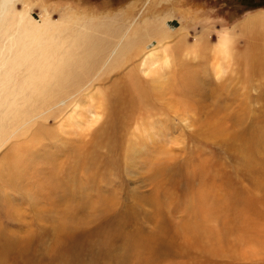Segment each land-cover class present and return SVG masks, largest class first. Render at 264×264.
<instances>
[{
	"label": "bare ground",
	"instance_id": "obj_1",
	"mask_svg": "<svg viewBox=\"0 0 264 264\" xmlns=\"http://www.w3.org/2000/svg\"><path fill=\"white\" fill-rule=\"evenodd\" d=\"M34 6L36 9L33 11L28 0H0V148L7 145L0 157V184L4 190L0 194V215L12 220L21 213L22 203L8 194V191L21 194L31 204H34L37 197H46L51 202L50 212L59 211L58 215L51 217L55 223L54 240H70L75 245L74 238L79 230V237L86 234L89 237V232L99 233H94L91 226L87 227L90 219H83L84 224L81 225L75 216L76 210L92 208L95 215L98 210L114 208L118 204L113 200L116 189L110 176L114 175V171L121 173L122 169L134 176V167L137 168L140 164V169L143 164L145 170H153L152 178L149 179H152L151 189L147 192L149 196H144L147 195V201L149 197L156 196L152 204L150 203L154 213L149 218H159L161 227L152 231L158 239L153 246L150 241L155 235L151 232L143 234L140 230H134V233H127V230L117 229L119 232L112 231L111 234L117 233L122 238L118 250L126 257L127 262L130 260L134 264H178L170 260L169 256L172 254L187 256V261L182 260L181 264L192 263L197 257L191 255L190 249L184 252L170 245L171 241H177V237L172 232L171 223L163 219L161 210L168 203L174 208H185L183 185L186 183L175 182V179L170 178L171 175L164 176L162 180H154V176L160 177L161 170L169 173L171 159L163 141L156 144V155L155 151L149 152L146 149V139L157 140L160 135H167L165 131H169L167 120L170 118L167 115H173L172 112L180 108L188 110L190 104L194 105V110L198 101L184 96L191 92L196 93L197 87L201 94L204 86L203 78L198 77L201 67L194 69L189 65L184 66V60L179 62V59L174 62L181 69L179 73H172L171 77L159 81L161 72L155 69L156 64L154 69L151 67L156 58L160 59L157 68L160 67L162 71L169 63L172 64L168 39L179 36L176 47L182 46L187 55L193 54L200 59H206L203 55L204 48H197L196 45L187 47L181 24L172 20L176 11L174 9H169L163 15L146 16L140 21L134 20L133 7L118 13H105L103 16L86 15L83 12L84 15L79 17L77 13L68 11L59 20H54L47 13L43 18L36 15L40 6ZM182 14L183 12L180 15ZM256 18L254 24H259L253 32H264V12ZM151 41L154 44L149 45ZM234 41V34L228 32L215 38L213 45L216 50L213 49L217 54L215 60H218V73L224 74L233 58L253 68L250 62L257 50L255 38L245 41L246 47L242 51L234 48ZM259 54L261 55V49ZM101 72L106 76L105 81H102L100 87H95L93 80L97 79L96 76H100V79ZM143 75L150 78L146 79ZM175 77L182 78L183 81H176ZM176 84L178 86L175 89ZM170 92L182 98L169 100L167 96ZM83 96L85 97L82 100ZM83 103L92 117L88 115L90 118L83 122L85 126L79 131L91 134L90 141L68 142L63 136L66 142H59L54 135L57 134L55 131L66 135L72 133L67 130V121L77 122L78 115L81 116L80 110L83 111L80 104ZM214 107L208 109V116L204 115L195 121L193 133L200 137L202 135L203 141L226 147L225 150L230 151L231 160L226 162L222 158L200 157L195 154L192 160L186 162V173L190 174L186 177L187 190L192 194L196 208L191 214L200 223L198 226L182 225L181 228L189 239H194L197 228L202 230L204 240L209 242L206 245L202 242L197 244L199 252L209 253L201 255L204 264H235L231 262L234 260H229L234 259L232 253H224L211 247L213 233L221 227L225 215L229 218L258 216L264 212V113L253 114L254 111L250 112L249 108L246 113L242 109L228 111L224 103ZM50 117L55 119L56 129L46 125ZM245 117L248 118L246 124L243 123ZM133 127L138 133L133 132ZM130 132H133V137L137 140L131 138ZM63 147L68 149V155L64 157L63 154L62 158L58 151L62 153ZM100 149L106 150L105 157L100 156L101 159L104 157L103 160L98 156V152H102ZM121 157L124 162H121ZM131 167L134 169H130ZM159 168L161 169L156 170ZM129 191L132 194L131 199L145 203V197L139 195L138 186L130 188ZM60 205L63 206L62 209L59 208ZM126 210L124 208L129 213L130 209ZM117 212L114 219L111 217V223H99L97 227L111 224L121 226L126 222V215L129 220L128 213L122 216L125 213L123 210ZM212 221L217 224L214 228ZM5 225L0 223V264H9L8 257L13 253L16 258L26 257L33 241L32 232L19 236ZM164 226H168L169 240L165 238L167 232ZM166 242L171 252L167 249ZM229 244L236 245L233 240ZM87 250L85 251L88 253ZM103 250L105 251L104 248ZM109 250L106 254L114 255V250ZM76 251L75 249L74 253ZM223 257L227 260L221 259ZM25 259L31 261V253ZM240 260L236 259L237 263ZM241 262L247 264L244 260Z\"/></svg>",
	"mask_w": 264,
	"mask_h": 264
},
{
	"label": "rangeland",
	"instance_id": "obj_2",
	"mask_svg": "<svg viewBox=\"0 0 264 264\" xmlns=\"http://www.w3.org/2000/svg\"><path fill=\"white\" fill-rule=\"evenodd\" d=\"M28 2L31 5L30 9L33 11L36 9L34 4L36 6H40V8L38 9V13L36 12V15H39L40 17L43 18L47 13L54 20H59L68 11H73L77 13L79 17L84 14L103 16L105 15V13L106 14L116 13V12L118 13L122 10H126L128 7H133L132 11H133L134 20L140 21L146 16H150V15L152 16V14L163 15L167 13L169 9H174V11L175 10L176 11L174 18L172 17L173 18L172 20L178 21L181 24L182 27L180 26L179 27L181 28V32L183 31V33H185L184 39L186 41L185 44L187 45V47L189 48L192 47L193 45H196L197 48H204L203 55H205L206 59H200L197 56H193L192 53H190L192 55H189V53L187 55V52L184 49H182V46L176 47L178 45L177 42L179 36H173L170 39H168V47L169 50L171 49L170 50L171 52L169 51V55L172 58V64L169 63V66L162 71V69H159L160 67L157 68V66H159L160 59L156 58V62L151 67L154 69L155 66L157 65L155 69H158L161 72V75L159 73V76H161L159 81H164L165 79L171 77L172 73L173 74L179 73L178 71L180 68L178 67V65H176V63H174L177 62L179 59V62L181 60H184L185 62L184 66L189 65L192 68L194 67V69L198 68L199 66L201 67L198 70L199 72L198 77L203 78L204 86L202 89L200 88L202 90L201 94L199 93L200 90L197 87L196 93L191 92L192 94L188 93L187 96H184L185 98L187 97L191 99L195 98L196 101H198L199 104L198 103L195 104L194 110H193L194 105L190 104L188 110L180 108L174 113L172 112L173 115H167L170 117L168 119L169 121L167 120V125H168L167 128L169 131H165L167 135H160L158 138L155 137L157 140L146 139V143H147L146 149L148 151L149 150L155 151L156 155H157V150L155 149L156 144H158L159 141H163V143L167 146V149L169 150V156L171 159L170 164L172 165V167L169 173L166 174L165 171L161 170L159 172V174H161L160 177L159 175L158 176L156 175L153 177L155 178L154 180L157 179L162 180L164 176L168 177L171 175L170 178L175 179V182L181 181L182 183L184 182L186 183L185 185H183L185 187V195L183 197L185 204L184 209L181 210L180 208H174V206L169 205V203L166 206L164 205L163 207H161V210L163 211L162 214L163 219L171 223L173 227L172 232L177 237V241H171L170 245L175 248H179L184 252L190 249L192 251L191 255L197 257L196 259L193 260L192 263L186 262L183 264H204L205 261L202 260L203 258L201 257V255L209 254V253L199 252L197 244L202 242L203 245H206L209 242L204 240L202 230L197 228L196 229L197 234L195 235L194 239H189L188 236L183 233L181 228L182 225L198 226L200 223V221L194 220L191 214L192 210H196V208L194 206L193 196L187 190L186 177L187 175L189 176L190 174L186 173L187 170L186 162L192 160L195 154L196 156L199 155L200 157L214 156L215 159L222 158L226 162H229L231 158H230V151L225 150L226 147L224 146L218 147V145L212 144L211 142L208 143L205 140L203 141L201 138L202 135L200 137L197 134L195 135L193 133L196 127L195 121L203 118L204 115L208 116L209 115L208 109L211 110L214 106H215L214 108H217L218 106L223 105V103L227 105L228 111H231V109L233 110L242 109V111L246 113L247 108H249L250 112H252V110L254 111L253 114H257V112L264 113V32H253L256 28V25L259 24V22H257V24H254L256 23L257 15H259L261 12H264V0H28ZM181 12H183L182 15H180ZM249 20L253 22H250ZM252 23L254 25L252 27H249V25ZM226 32L234 34L235 37L234 48L240 51L245 49L246 47L245 41L249 42L250 38L253 37L255 38V40L257 41V43H255L257 44V50L253 54V58L250 62L253 68H251L248 64L244 63L243 61L233 58L232 60L233 62L229 63L230 67H228V65H226L225 63L226 67L228 68L226 69V72H224V74L223 72L219 71L221 73L220 75V73L217 72L218 60H215L217 54L215 53L216 46H214L213 43L217 35ZM152 44H154V41L153 42L151 41L149 43V45ZM260 49H261V55L259 54ZM174 56L176 59L174 58ZM217 59H219V57ZM101 75H102L100 78L101 80L99 79L100 76L98 77L96 76L98 80L97 79L93 80L95 81L94 82L95 87H100L102 85V81H105V77H106L105 74L101 72ZM143 77L146 79L150 78V76H144V75ZM175 80L183 81L182 78H177V77H175ZM177 86L178 85L176 84L175 89L177 88ZM93 91L95 92L96 88L93 89ZM189 96H193V97H189ZM84 97L85 96H83V98L81 99L83 100ZM167 97L169 98V100L176 101L175 98H180V95H175L173 92H170V95H168ZM187 101L190 100L188 99ZM204 104L207 106H204ZM80 105L81 108H83V111L80 110L79 114L81 116L78 115L77 122L75 123V122L67 121V126H68L67 130H69L72 133H67L66 135V133L57 130L55 132L57 134L61 133L62 134V135L60 134L61 136L59 134L57 135L53 133L55 136L58 137L59 142L61 140L63 142L66 141L78 142L82 140L83 142L90 141L91 134L88 135L86 134V132L83 133L82 131L79 130L82 127L84 128L85 124L83 122L87 121L88 118L92 117V115L89 113L88 107L86 108L85 103ZM179 118L183 119L184 121L180 120ZM247 121L248 118L245 117L243 123L246 124ZM55 123L56 121L52 117H50L46 121V125L49 126L50 128L52 127L53 129L57 128V124ZM187 124H189V126H185ZM73 127L76 128V130ZM72 129H74V131ZM133 129L134 127L132 128V130ZM133 132H137V131H135L134 129ZM133 132H130V134L132 135L131 138L137 140L134 138L135 135H133ZM128 135L129 133L126 134L125 139ZM63 136H65L66 138ZM163 136H165L164 139ZM167 138L169 139V141H167ZM63 139L66 141H64ZM125 143L127 144V141H125ZM126 144L124 145V147L126 146ZM6 146L7 145L2 146L0 148V157L4 154L5 152L4 150H6L5 149ZM49 148L54 149V147H49ZM55 150L57 151V149ZM63 150L64 151L62 153L58 151V155H60L62 158L64 155H65L64 157L68 155V149L66 148L64 149L63 147ZM100 150H102V152ZM100 150H99L100 152H98L99 154L98 156L100 157L101 155L102 156L104 155L105 157L106 150L105 149H100ZM104 157L102 159L100 157V159L103 160ZM138 159H140V156L138 157ZM121 162H124L123 157H121ZM139 165L137 166V168L134 167L135 168V169L133 168L134 170L132 169V167L130 168L136 172V175L134 176L132 173L131 174L126 173L125 169H122L123 171H121V173L114 171V175L110 176L113 179L112 185L116 189L115 194H113V196L114 195L115 196L114 197L111 196V197H113L114 202L118 204V205L114 204L115 205L114 208L112 209L106 208V209L98 210L96 211L95 215H94L95 212H93L94 209L92 208H90L92 210H90L89 208H82L79 209V211L76 210L75 216L78 218V221L81 222V225L84 224L83 219L85 220L90 219V222L87 220L88 221L87 227L91 226V229L94 230V233L98 231L99 233L91 234L93 232H89L88 233L90 234L89 237L86 234L85 235L86 237L83 235L84 239H82L83 237H79L81 235H78L80 234L79 233L80 230H79L78 234L76 232L77 234L76 236L74 234L75 245L71 244L70 240H66V241L64 240L59 242L54 240L55 223L52 221L51 217L56 216V214L58 215L59 211L57 210L58 213L54 211L50 212L51 205L49 204H51V202L47 200L46 197L40 196V198L41 197L44 198L43 200L42 198L40 199L39 197H37L38 198L37 200V198L34 197L36 198L34 205L31 204L28 200H26V198H24L21 194L18 195L17 193L8 191L7 192L8 194H11L22 203L21 213H18V215H16V218L12 220L11 219L8 220L4 215H0V223L4 225L7 224L5 226H7V228H10L11 232H14L19 236H24L27 232H32L33 235L32 236L33 241H31L30 249L28 251V254L31 253V261L30 260L27 261L25 259L28 256V254L26 257L19 256L16 258L15 254L13 253L9 255L8 263L9 264H66L67 262V264H84V263L85 264H110V263L134 264L130 260H128L127 262L126 257L123 254L121 255L122 252L118 250L122 242L121 241L122 238H120V235H117V233L116 234L113 233L114 234L113 235L111 234V232L112 231L119 232V230L117 229H120L122 231L127 230V233L128 231L129 233H132V231L134 233V230L135 232L137 230H140L141 232H143V234H148L149 232H151L155 235L152 236V240L150 241L151 244L154 246L155 241L158 238L156 237V234L152 231H157L161 227L159 226L160 223L158 220L159 218L158 219L154 218L156 220L154 219L151 220L152 216L151 218H149L150 215L154 213V209L152 208L153 205L150 206V203L152 204V200L156 196L153 195L152 196L153 198L149 197L148 201L146 197L147 195L149 196V193L147 192H149L151 189L150 183L152 179L151 180L149 179L152 178L151 174L153 173V170L151 171L150 170L148 171V169L145 170L146 168L143 167L144 166L143 164H142L143 166L141 165V168L139 169L140 167ZM160 169L161 168L156 170H160ZM179 173L180 175H178ZM114 176L117 177V179ZM141 178L143 179L144 183L142 182ZM134 186L139 187V195L142 194L141 196H144L145 194H147L146 196H144L145 198H143L145 199V203L144 201L141 202L140 200L136 199L137 201H139L138 203L136 200H134L135 198L134 199L130 198L132 196H130L131 193L129 190ZM1 193L3 194L4 190L2 188V185L0 184V194ZM161 196H164V194H162ZM111 197L109 198L112 199ZM126 203L129 204L125 205ZM127 206L128 209L126 210ZM59 208L62 209L63 206L61 207L60 205ZM124 208L126 211L130 209L129 213L127 212L129 214V220L126 219L128 218L127 217L128 215L126 216L124 215L127 214L124 211ZM84 209H88V210L85 211ZM136 209H138V212ZM122 210L123 212H125L123 213L122 216L126 217L124 219L126 222H123L122 224L123 227L122 225L120 226V224H115V225L111 224L110 226L97 227L99 223H103V224L111 223L116 215L115 213L117 211H118L117 213H119ZM132 210L133 211L135 210L134 212L136 214H134ZM154 215L155 217L157 216L156 213ZM111 217H113V219H111ZM211 225L213 228L217 226V224H214L213 221L211 222ZM95 227H97L96 230ZM164 227H165L164 229L167 232V234H165V238L169 240L170 234L168 232V228H167L168 226H164ZM96 234L97 236L99 235L102 238L99 236L97 237ZM109 235L111 236V238ZM116 235L119 237H117ZM105 236L106 238L108 236L109 240L108 238L106 239ZM101 239L103 240L101 241ZM74 240L72 241L74 242ZM230 240L235 241L236 245L229 244ZM166 244H167V249H169L168 248L169 244L167 242ZM69 245L70 246L72 245L71 246L72 248ZM78 246L80 247V249ZM83 246H86V248L85 247L83 248ZM90 247L91 249H89ZM99 247L101 250L99 249ZM211 247L224 253L225 252L232 253L234 255V259L231 258L229 260L230 261L234 260L231 262L235 264H241V263L243 264V262H241L243 260L245 261L244 263L247 264H264V212L258 214V216L250 215L244 217L240 216V217L229 218L227 215H225L221 227L217 230H214L213 244ZM103 248L105 249V251L103 250ZM75 249L77 250L76 251L77 253L75 252L76 254L74 253ZM106 249L107 250L110 249L109 251L114 250L113 251V253L115 252L114 255L112 256L107 255L106 253L108 252ZM85 250H87L88 253ZM99 250L102 252H100ZM75 256L77 258H74ZM82 256L85 259L82 258ZM210 256L212 255L210 254ZM169 258L170 260L178 264H181L182 260L187 261V256L179 257L175 254H172L169 256ZM80 259L81 261H79ZM221 259L227 260L224 257ZM236 259L237 261H239L240 259L242 260H240V262L237 263Z\"/></svg>",
	"mask_w": 264,
	"mask_h": 264
}]
</instances>
